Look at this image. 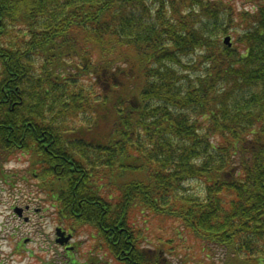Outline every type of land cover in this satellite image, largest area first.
Masks as SVG:
<instances>
[{
    "label": "trees",
    "instance_id": "obj_1",
    "mask_svg": "<svg viewBox=\"0 0 264 264\" xmlns=\"http://www.w3.org/2000/svg\"><path fill=\"white\" fill-rule=\"evenodd\" d=\"M16 178L83 264H264V0H0Z\"/></svg>",
    "mask_w": 264,
    "mask_h": 264
},
{
    "label": "rangeland",
    "instance_id": "obj_2",
    "mask_svg": "<svg viewBox=\"0 0 264 264\" xmlns=\"http://www.w3.org/2000/svg\"><path fill=\"white\" fill-rule=\"evenodd\" d=\"M24 167L16 161L4 166L13 172ZM18 178L9 180L13 187L0 183V264H68L71 259L83 264L93 254L104 258L103 248L96 247L90 239L91 231L88 228H83L77 235L73 233L71 251L59 246L55 242L54 231L57 226H64L59 223L47 197L33 194L27 198L22 195L21 191L35 188L32 186L34 180L27 179L31 182L28 184L26 180ZM26 205L29 209L22 213L23 218H18L13 208H24ZM185 244L190 246L187 242ZM194 251L198 255V251ZM165 256L170 258L168 254Z\"/></svg>",
    "mask_w": 264,
    "mask_h": 264
},
{
    "label": "water",
    "instance_id": "obj_3",
    "mask_svg": "<svg viewBox=\"0 0 264 264\" xmlns=\"http://www.w3.org/2000/svg\"><path fill=\"white\" fill-rule=\"evenodd\" d=\"M227 41H228V38H225V42H227ZM15 212L18 215H20L21 209L17 208V209H15ZM56 235L58 237V238H56V242L60 243V244L66 243L69 240V238H70V236H64V232H62L59 228L56 229Z\"/></svg>",
    "mask_w": 264,
    "mask_h": 264
}]
</instances>
